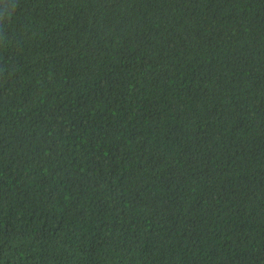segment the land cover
I'll return each mask as SVG.
<instances>
[{
	"label": "trees",
	"instance_id": "16d2710c",
	"mask_svg": "<svg viewBox=\"0 0 264 264\" xmlns=\"http://www.w3.org/2000/svg\"><path fill=\"white\" fill-rule=\"evenodd\" d=\"M0 264H264V0H0Z\"/></svg>",
	"mask_w": 264,
	"mask_h": 264
}]
</instances>
